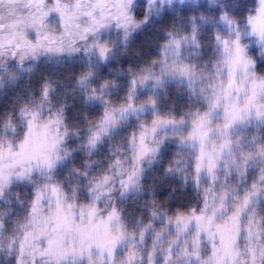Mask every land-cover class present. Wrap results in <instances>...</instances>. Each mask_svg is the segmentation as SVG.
<instances>
[{"label": "snow or ice", "instance_id": "snow-or-ice-1", "mask_svg": "<svg viewBox=\"0 0 264 264\" xmlns=\"http://www.w3.org/2000/svg\"><path fill=\"white\" fill-rule=\"evenodd\" d=\"M0 264H264V0H0Z\"/></svg>", "mask_w": 264, "mask_h": 264}]
</instances>
